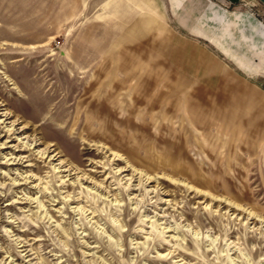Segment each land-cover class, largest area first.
I'll list each match as a JSON object with an SVG mask.
<instances>
[{"label": "rangeland", "instance_id": "374dc122", "mask_svg": "<svg viewBox=\"0 0 264 264\" xmlns=\"http://www.w3.org/2000/svg\"><path fill=\"white\" fill-rule=\"evenodd\" d=\"M156 2L0 0V264H264V73L194 33L256 70L264 3Z\"/></svg>", "mask_w": 264, "mask_h": 264}, {"label": "crops", "instance_id": "0c3cea01", "mask_svg": "<svg viewBox=\"0 0 264 264\" xmlns=\"http://www.w3.org/2000/svg\"><path fill=\"white\" fill-rule=\"evenodd\" d=\"M139 4H141V2H144L145 4H147L148 6L151 7L152 10L157 11L158 9V3L156 2V0H138ZM172 3V7L175 9H177L181 3L183 2V0H170ZM141 6H143L141 4ZM144 13V17L141 19H137L134 23L135 27L143 26V24H147L150 22H154L155 18L153 17V13L151 12H142ZM264 30V29H263ZM194 33L197 34L198 36H202L204 38L209 39L211 42H215V44L218 46V48L220 50H222V52H224V54H226L227 56H229V58L231 60H233L239 68H241L245 73L249 74V75H253L255 73H257L258 71H261L262 73H264V52H263V56H261V61H260V65L258 66V69L254 70L251 65H249V62L247 60H245L244 58H242V56H238L235 55L234 53H231V51L224 47L222 42H220V40L214 39L211 35H209L206 31H204V29H202L201 27H196L194 28ZM242 91H245V93L241 94ZM241 92V93H240ZM254 89L252 88H244V89H239L237 95H238V99L239 100H245V101H254Z\"/></svg>", "mask_w": 264, "mask_h": 264}, {"label": "water", "instance_id": "95a60500", "mask_svg": "<svg viewBox=\"0 0 264 264\" xmlns=\"http://www.w3.org/2000/svg\"><path fill=\"white\" fill-rule=\"evenodd\" d=\"M260 1L264 3V0H260Z\"/></svg>", "mask_w": 264, "mask_h": 264}]
</instances>
